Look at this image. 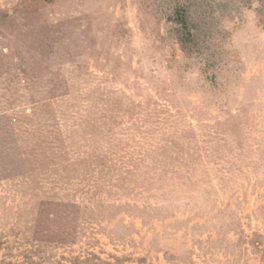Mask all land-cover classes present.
I'll return each instance as SVG.
<instances>
[{
	"label": "rangeland",
	"instance_id": "1",
	"mask_svg": "<svg viewBox=\"0 0 264 264\" xmlns=\"http://www.w3.org/2000/svg\"><path fill=\"white\" fill-rule=\"evenodd\" d=\"M2 115L0 264H264V0H0Z\"/></svg>",
	"mask_w": 264,
	"mask_h": 264
},
{
	"label": "trees",
	"instance_id": "2",
	"mask_svg": "<svg viewBox=\"0 0 264 264\" xmlns=\"http://www.w3.org/2000/svg\"><path fill=\"white\" fill-rule=\"evenodd\" d=\"M187 7H177L176 15L177 20L181 24L180 31L182 35L180 36V41H186L194 43L195 33L194 30L188 25L186 11ZM184 39V40H183ZM36 114V112H35ZM6 119L5 122H8L3 127L0 126V131L8 132L10 126L13 128V125L19 120L16 118H10L7 115H2L0 120ZM12 131V130H10ZM14 150H10L8 142L6 139H0V180L5 178H11L16 175H24L26 172L21 170L25 163L33 165L35 161H39L40 156H37L36 153L30 152V156L26 160L21 159V156L11 157L14 153ZM42 154L43 151L41 152ZM38 158V159H37ZM45 159L42 156V159ZM13 159V163L17 164L19 161L23 162L22 165L16 166L17 168L9 167L7 161ZM45 164L47 161H41ZM79 205H74L73 203L67 204H56L51 201H41L38 205L34 237L41 243H53V242H62L66 243L73 239L75 235V224L78 222V214L76 209L80 208Z\"/></svg>",
	"mask_w": 264,
	"mask_h": 264
}]
</instances>
